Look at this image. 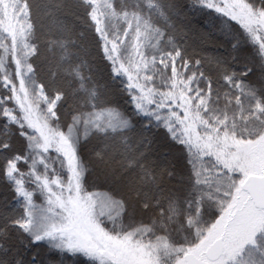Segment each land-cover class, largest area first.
Instances as JSON below:
<instances>
[{
  "label": "snow or ice",
  "instance_id": "6c2138e0",
  "mask_svg": "<svg viewBox=\"0 0 264 264\" xmlns=\"http://www.w3.org/2000/svg\"><path fill=\"white\" fill-rule=\"evenodd\" d=\"M0 264H264V0H0Z\"/></svg>",
  "mask_w": 264,
  "mask_h": 264
}]
</instances>
